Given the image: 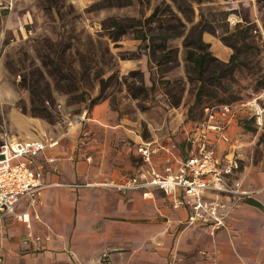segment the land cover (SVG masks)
<instances>
[{
    "label": "rangeland",
    "instance_id": "374dc122",
    "mask_svg": "<svg viewBox=\"0 0 264 264\" xmlns=\"http://www.w3.org/2000/svg\"><path fill=\"white\" fill-rule=\"evenodd\" d=\"M121 1L0 0V136L45 135L58 139L57 149L65 150L71 144L66 132L81 127L89 112L100 106L99 114L113 116L92 122L90 134L98 137L103 123L122 119L145 140L149 130L168 135L186 158L183 129L199 120L206 106L244 102L264 92V2L116 4ZM154 8L156 14L150 17ZM114 20L132 25L115 40ZM137 30L145 33V40L135 38ZM198 30L218 62L234 55V69L218 77L220 65L212 61L207 77L211 80L213 72L218 80L210 82L196 102L197 83L182 41ZM163 40L165 49L152 47ZM228 45H234L236 52ZM221 50L227 52L224 60ZM33 106L46 107L51 117L35 114ZM242 120L231 137L240 145L237 176L259 184L264 182V117L259 126L247 117ZM86 136L78 133L76 157ZM183 225L170 230L171 245Z\"/></svg>",
    "mask_w": 264,
    "mask_h": 264
},
{
    "label": "crops",
    "instance_id": "0c3cea01",
    "mask_svg": "<svg viewBox=\"0 0 264 264\" xmlns=\"http://www.w3.org/2000/svg\"><path fill=\"white\" fill-rule=\"evenodd\" d=\"M226 56L221 50L223 60ZM99 108L89 112L81 127L66 132L71 144L65 150L57 149L58 139L50 137L55 141L52 146L28 158L30 166L39 169L44 187L38 205L27 212L28 226L14 218L4 220L0 264H264L263 181L255 184L250 177L243 180L237 176V167L225 180L247 195L238 198L211 190L201 194L202 200L218 196L224 226L212 231L208 217L188 224L190 205L171 206L175 196L194 202L193 197L182 195L180 188L165 195L156 186L123 191L113 187L138 178L145 170L164 175L166 156L170 172H175L184 158L172 138L149 130L150 138L145 140L122 119L103 123L96 137L90 134L92 122L113 116L109 112L99 114ZM236 127L234 122L227 126L229 137ZM192 129L193 125L183 129L187 156L194 149L187 140ZM81 131L88 139L84 138L76 157L74 142ZM213 136L209 133V141L223 163L230 148ZM144 145L152 151L147 162L137 151ZM237 157L238 150L234 152L236 161ZM23 208L20 201L14 211ZM179 223L186 225L177 230L176 242L171 245L170 230ZM35 236L39 239L31 241Z\"/></svg>",
    "mask_w": 264,
    "mask_h": 264
},
{
    "label": "built area",
    "instance_id": "2783aa9c",
    "mask_svg": "<svg viewBox=\"0 0 264 264\" xmlns=\"http://www.w3.org/2000/svg\"><path fill=\"white\" fill-rule=\"evenodd\" d=\"M233 23L232 19H229ZM264 92L244 102L214 105L207 109L202 120L193 122V129L187 135V140L194 144L192 153L177 166L175 172H170L169 158L164 159V175L145 170L138 178L131 177L113 187L117 190L141 189L149 186L158 187L165 195H171L180 188L182 195L193 197L194 202L173 197L171 206L177 208L183 204L190 205V213L186 219L188 224H195L208 217L211 230L224 226L223 215L219 213L222 207L218 196L202 200L201 194L207 190L215 193L234 194L238 198L247 195L246 191H238L225 180L238 163L234 152L240 145L226 133V128L232 122L245 114L257 126L262 124L264 117ZM209 133H214V139L230 148L229 156L222 163L214 154L209 141ZM55 141L45 135L40 139L14 138L7 134L0 136V229L7 217L22 221L28 226L27 212L39 203V195L44 187L39 169L32 168L28 158ZM142 161L147 162L151 149L147 145L137 149ZM20 201L24 202L21 212H15L14 207ZM36 218L37 216L34 215ZM37 236L31 241H36Z\"/></svg>",
    "mask_w": 264,
    "mask_h": 264
},
{
    "label": "trees",
    "instance_id": "16d2710c",
    "mask_svg": "<svg viewBox=\"0 0 264 264\" xmlns=\"http://www.w3.org/2000/svg\"><path fill=\"white\" fill-rule=\"evenodd\" d=\"M106 3L112 4V0H105ZM121 1V0H120ZM257 2H264V0H256ZM128 0H122L120 3L116 4H128ZM178 8L183 11L184 7L183 5L179 2L177 4ZM157 8H154L152 13L149 15L150 17L154 16L156 14ZM184 12V11H183ZM113 32L111 34V38L115 40L119 35L123 34L126 32L128 29L132 28V25L130 23H119L117 21H112L111 23ZM201 30H198L196 34L194 35L193 38H190L188 35H186L183 38L182 45L185 47V52H184V58L187 62H189L192 66L193 70V80L197 83L196 86V91H195V101H200L201 96L204 94V92L207 90V85L211 84L210 82H213L215 80H218L217 77H213V72H211V80H208L207 77V72H208V66L212 61H216L218 65H220V69L218 72V77L224 76L225 74H229L232 72L234 69V61H233V54L229 55V58L226 62H218L211 54L210 52L206 49L207 43H204L201 40ZM135 38L143 41L145 40L146 36L145 33H143L141 30L135 31ZM166 39V38H165ZM234 52H236V47L234 45H228ZM153 48H160V49H165L166 44L165 40L160 41L159 43H156L155 45H152ZM101 88V87H100ZM99 99L98 96H96L95 100ZM235 103V102H231ZM231 103H217L213 105H208L206 106V109L204 110L202 116L199 118V120L194 121L198 122L203 119L207 109L211 106L214 105H220V104H231ZM31 110L34 111L35 114L43 117V118H50L51 113L46 109V107L43 106H38V107H31ZM242 119H246V117H239L237 119V124H240ZM250 119V118H249ZM252 120V119H250Z\"/></svg>",
    "mask_w": 264,
    "mask_h": 264
}]
</instances>
